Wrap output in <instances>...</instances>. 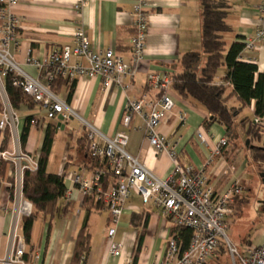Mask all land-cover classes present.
<instances>
[{"label": "crops", "instance_id": "obj_1", "mask_svg": "<svg viewBox=\"0 0 264 264\" xmlns=\"http://www.w3.org/2000/svg\"><path fill=\"white\" fill-rule=\"evenodd\" d=\"M261 1L227 0L229 9L226 23L230 30L222 34L225 48L234 41L245 43L253 35L259 23L257 6ZM77 2L78 0H18L12 11L20 18L21 26L17 43L11 44L10 51L15 62L28 75H38L37 70L27 63L28 56L41 59L54 45L73 44L72 34L79 28L86 33L92 48H111L124 61L131 62L129 40L133 34L132 12L136 0H88L79 12L74 8ZM145 11L148 16L145 49L142 59L134 65L135 73L124 80L128 85L127 90L114 85L103 90L100 77H79L74 79L69 102L66 100V85L57 92L79 116L107 136H113L117 131H125L121 120L128 98L136 99L144 93L155 95V91L148 90L145 85L147 74L179 72L180 59L185 53L201 51L199 0H147ZM204 60L203 56L201 63ZM241 60L255 63L258 72L264 74V44H259L255 49H243ZM225 75L226 68L223 65L214 82L222 84ZM224 85L228 88L226 94H230L232 85L227 82ZM171 95L175 107L159 123L157 130L172 139L179 138V161L196 169L204 167L207 184L213 190L221 192L232 182L238 181L244 189L243 194L247 190L244 184L248 183V178L244 176L245 171L251 170L252 165L258 168L260 164L264 165V162H254L249 152L251 143L261 146L262 142L251 141L248 134L251 127L248 125L255 118L254 100L240 111L237 117L240 123L231 138L228 137L225 127L217 121H212L207 127L204 125V121L209 119L204 107L190 98H183L172 89ZM226 103L235 108L240 104L235 95H230ZM15 111L18 114L16 126L13 129L7 128V131L0 130V149L28 153L36 159L47 123L57 125L58 120L42 118L43 112L38 104L23 103ZM178 112L185 114L183 122L178 121ZM27 116H32L38 123L29 125L26 141L21 145L20 135ZM71 119L64 118L55 127L47 171L60 174L74 165L73 171L80 170L89 175L99 165L87 156L86 143L83 146L80 144L83 132H76L70 127ZM243 119H246L244 123ZM140 124L139 118L134 117L131 129L127 131V152L136 156L156 176L163 178L171 170V160L166 153L156 152L148 144L138 127ZM198 132L205 136L207 145L201 143ZM259 133L264 140V127ZM59 135L74 141L79 147L76 157L66 151V145L63 150L55 152L56 138ZM220 138H225L226 144L215 154L213 150ZM209 158L211 162L207 164ZM4 162L7 164L3 173H0V264H4L3 260L12 249L11 235L15 222L14 206L9 198L11 183L8 180L12 177L15 165L10 161ZM227 168L229 172L224 174L223 170ZM68 184L69 181L65 178V185ZM61 201L67 207L65 213L54 216L38 215L33 221L30 240L25 247L27 264H74L72 258L76 236L83 224L89 234L88 250L85 257L76 264H129V259L132 264H156L162 260L174 224L152 202L144 203L137 194H133L128 200L115 233V240L122 244V251L119 256H113L109 253L106 235L108 211L103 206L86 209L85 200L80 201L74 190L70 200L62 198ZM244 202V198L236 196L230 205L229 215L241 208ZM254 239H257L255 244ZM263 242L264 229L257 230L249 238L245 248Z\"/></svg>", "mask_w": 264, "mask_h": 264}, {"label": "built area", "instance_id": "obj_2", "mask_svg": "<svg viewBox=\"0 0 264 264\" xmlns=\"http://www.w3.org/2000/svg\"><path fill=\"white\" fill-rule=\"evenodd\" d=\"M87 2L88 0H78L75 10L79 12ZM17 3L18 0H0V130L13 129L18 122V114L11 106L5 90L7 77H10L13 87L20 89L39 105L45 119L52 120L62 115L66 119L77 117L85 123V151L99 167L89 175L75 170L65 176L69 184L64 198L66 201L70 200L74 190L80 201L93 197L94 201L100 202L108 211L106 235L109 253L113 256L121 254L122 244L115 240L116 228L128 200L133 194H137L144 203L152 202L158 207L161 214L174 225L192 231L185 249L181 248L175 238H169L163 258L156 264H208L217 255L221 244L225 245L231 264H264V242L240 251L225 234L226 218L231 213L230 205L244 190L241 184L234 181L221 192L213 190L207 184L204 167L196 169L179 161V138L172 139L158 132L159 123L175 107L168 73L147 74L145 85L148 90L155 91V95L144 93L136 99L128 98L121 120L122 126L129 128L133 118L138 117L141 122L138 127L148 144L156 152L169 156L172 167L163 178L156 176L136 156L127 152L126 131H117L113 136H107L79 116L51 88V83L58 78L71 82L79 77H100L103 90L112 85L127 90L128 85L124 80L135 73L134 65L142 59L145 49L148 31V16L145 11L147 0H136L133 6V34L129 40L130 63L111 48H92L86 33L79 28L72 34L73 44L54 45L41 59L27 57V63L37 70V77L24 72L10 51L11 44L17 43L21 26L20 18L12 11ZM257 12L259 23L253 35L244 43L246 50L264 44V0L258 4ZM177 118L179 122H183L185 114L178 112ZM37 123L34 118L30 120L31 125ZM254 123L264 127L263 118L255 117ZM198 133L201 143L207 145L205 136ZM225 144V138H220L213 153H218ZM210 158L207 164L211 162ZM0 160L10 161L15 165L12 174L14 184L9 185L13 188L12 203L15 212L11 235L13 242L12 249L3 262L27 264L24 260L26 243L22 232L18 230H21L22 219L31 214L32 204L22 195V175L25 169H36V159L28 153L0 149ZM228 172V168L223 170L224 174ZM129 264H132L131 259Z\"/></svg>", "mask_w": 264, "mask_h": 264}, {"label": "trees", "instance_id": "obj_3", "mask_svg": "<svg viewBox=\"0 0 264 264\" xmlns=\"http://www.w3.org/2000/svg\"><path fill=\"white\" fill-rule=\"evenodd\" d=\"M199 5L201 51L187 52L181 57V70L176 73H168L171 82L170 88L183 98H190L205 108L209 114V119L204 121L206 127L212 121H217L225 127L228 137L233 138L237 132V125L240 123L237 117L243 107L248 106L252 100L255 102L254 117L264 119V74L258 72L255 63L241 60L244 43L234 41L225 48L222 34L230 30L226 23L229 9L227 0H199ZM202 56H205L204 63H201ZM223 65L226 68L225 78L222 84H216L214 82L216 74ZM255 74H257L256 78ZM226 82L232 85L230 94H226L228 89L224 85ZM63 85H66V100L69 102L73 93L74 80L67 82L58 78L51 83V88L57 93ZM5 90L14 109H18L23 103L35 104L20 89L11 85L10 77L5 80ZM230 95H235L239 101L240 104L237 108L229 107L226 103ZM31 119L32 116L26 117V124L20 135L21 145H24L26 141ZM245 120L243 119L242 123ZM55 127V124L47 123L41 147L36 157V169H25L22 175V195L32 204L31 214L24 217L21 222V231L26 244L29 243L32 224L38 215L54 216L63 214L67 210L61 201L66 190V170L60 174L47 171ZM248 127H250L248 131L250 140L262 141L261 146L251 143L250 156L254 162H264V140L259 133L262 126L251 121ZM3 130L7 131L8 129ZM86 140L87 131L85 130L80 137V144L83 146ZM6 164L7 162L0 160V173H3ZM8 180L14 184L12 177ZM12 194L13 188L9 187L10 200H12ZM102 206L100 202L94 201L93 197L86 198L84 202V207L88 210L92 207L99 208ZM170 235V238H175L181 244V248L185 249L189 244L192 231L189 228L174 225ZM88 242L89 234L86 232L85 224H83L76 236L72 258L74 264L79 263L87 254ZM218 250L227 252L224 244H221ZM25 258L26 253H24V260Z\"/></svg>", "mask_w": 264, "mask_h": 264}, {"label": "rangeland", "instance_id": "obj_4", "mask_svg": "<svg viewBox=\"0 0 264 264\" xmlns=\"http://www.w3.org/2000/svg\"><path fill=\"white\" fill-rule=\"evenodd\" d=\"M62 94L60 93V95ZM41 115L43 116L42 118H45L43 113H41ZM69 125L76 132L81 130L85 132L87 128L85 123L77 117H73ZM130 127L125 128V131L127 132L130 130ZM56 143L54 149L56 153L63 150L66 145V151L76 157L79 147L74 141L59 135L56 138ZM250 143L251 142H249V144ZM73 162H75V160H73ZM73 168L74 165H71L65 171L66 176L70 175ZM251 168V170L248 169L244 173L245 178H248V183L244 184L247 190L240 195V198H244L245 202L242 204L241 208L235 210L234 214L228 215L226 218L227 228L225 234L228 240L240 251L245 249L247 241L253 236L255 231L264 229V204L262 203L264 201V180L259 176V173L264 171V165L260 164L259 168L256 165H252ZM102 215H104V213ZM255 243H257V239L253 240V244ZM216 254L217 255H215L208 264H231L228 252L218 250Z\"/></svg>", "mask_w": 264, "mask_h": 264}, {"label": "water", "instance_id": "obj_5", "mask_svg": "<svg viewBox=\"0 0 264 264\" xmlns=\"http://www.w3.org/2000/svg\"><path fill=\"white\" fill-rule=\"evenodd\" d=\"M63 119H64V118H63L62 115H58V116H57L58 123H57L56 127H58V126L60 125V123H61V121H62ZM259 176L264 180V171H261V172L259 173Z\"/></svg>", "mask_w": 264, "mask_h": 264}]
</instances>
